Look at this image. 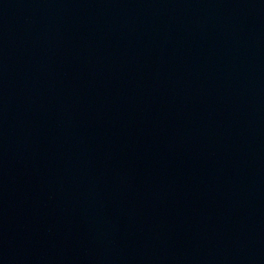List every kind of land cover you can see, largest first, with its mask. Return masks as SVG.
Instances as JSON below:
<instances>
[{
    "label": "water",
    "instance_id": "water-1",
    "mask_svg": "<svg viewBox=\"0 0 264 264\" xmlns=\"http://www.w3.org/2000/svg\"><path fill=\"white\" fill-rule=\"evenodd\" d=\"M0 264H264V0H0Z\"/></svg>",
    "mask_w": 264,
    "mask_h": 264
}]
</instances>
